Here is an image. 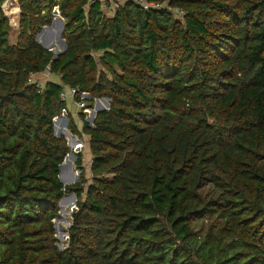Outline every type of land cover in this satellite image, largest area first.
<instances>
[{"label": "trees", "instance_id": "obj_1", "mask_svg": "<svg viewBox=\"0 0 264 264\" xmlns=\"http://www.w3.org/2000/svg\"><path fill=\"white\" fill-rule=\"evenodd\" d=\"M6 1L0 264H264V0H127L112 17L100 0H17L14 43ZM55 9L67 44L56 60L35 40ZM49 67L61 84L39 88L33 77ZM65 87L110 109L80 131ZM64 110L70 132L89 138L90 182L82 154L80 182L59 179ZM71 193L61 250L54 220ZM212 214L221 222L195 228Z\"/></svg>", "mask_w": 264, "mask_h": 264}, {"label": "rangeland", "instance_id": "obj_2", "mask_svg": "<svg viewBox=\"0 0 264 264\" xmlns=\"http://www.w3.org/2000/svg\"><path fill=\"white\" fill-rule=\"evenodd\" d=\"M107 1H111V8L110 10L109 9H105V12L108 14V16L110 15L111 17L113 16L114 14V10L117 8V5L118 4H122L123 2H126L127 0H107ZM5 9H6V12H8V17L11 21V26H12V32H11V40L12 42H16L17 40V34H18V27H19V17H20V14H18L19 12L21 13L20 9H19V6L17 4V2H14L13 5H10L9 7L8 6H5ZM17 12V14H15V12ZM54 18H61V15L59 13H55L54 12ZM13 24V25H12ZM57 49L59 51H62V47L61 46H57ZM53 52V51H51ZM101 56V54L99 55ZM50 71L47 70L46 71V75H40V77H38V82H41L43 85H45L47 82H48V77H49V73ZM55 75V74H54ZM58 76V75H57ZM36 76L33 77V80L34 82H36ZM55 78V77H54ZM56 79V78H55ZM86 100H89L87 97H85ZM67 106H71V112L73 113V116H74V120L78 126V128L80 129V131H82L83 129V118L85 120V122H87L88 124L91 125V120L96 116V114L94 113L95 109H96V104H97V100H95L93 103H92V106L90 105L89 102H87L88 106L91 108V113H90V116L89 118H85L84 116H82V114L80 113L79 115H81L79 118L77 116V112H79L80 110L77 109L76 105L74 104V102L71 103V101L68 99L67 101ZM101 106H103V108H106V104L104 102H100ZM110 109V108H109ZM109 109H106V110H109ZM67 111V110H66ZM68 113V111H67ZM84 115V114H83ZM69 118V117H68ZM68 122H70V118L68 119ZM60 126V128H59ZM56 132H62L63 134L67 131V129L69 130V124H67L66 126V123L64 122V120H58V123L56 124ZM93 127H94V124H93ZM68 133V132H67ZM70 133V131H69ZM73 135V134H72ZM67 140V143H68V146L71 150V153L73 154V156H71L72 158L73 157H77L79 156L80 154H82L83 156V165L81 166V168H84L85 172H86V177L87 179L89 180V182L91 181L92 179V174H91V164H92V154H91V150H90V145H89V138L88 137H82L81 135H73V137H76V139L79 141V142H82L83 143V149L82 151L79 153V154H76V152L73 151V146L71 144V140L68 139V135L65 134L64 136ZM71 144V145H70ZM72 147V148H71ZM71 153H69V155H71ZM78 160V158H77ZM76 162H74V165H73V169H72V173L74 175H80L81 176V173H82V170L80 168H78V165L76 164ZM79 176V177H80ZM80 182V181H79ZM77 184V183H76ZM69 195V194H67ZM65 195V196H67ZM76 197V195H75ZM68 203H71V207L70 208H64L63 205L59 206V214L60 216L54 220V226H57V229L55 230L56 232V238L58 239V246L61 247V249H64L66 244H67V239H68V229L69 227L71 226L72 224V214H73V210L76 211V203H77V197L76 199L72 200L71 202H68ZM221 222V219L217 216V215H214L212 214L211 216H207V217H202L198 222L197 224H195V228L196 229H206V228H210L212 227L213 225H217L216 223H220Z\"/></svg>", "mask_w": 264, "mask_h": 264}, {"label": "water", "instance_id": "obj_3", "mask_svg": "<svg viewBox=\"0 0 264 264\" xmlns=\"http://www.w3.org/2000/svg\"><path fill=\"white\" fill-rule=\"evenodd\" d=\"M55 13H58L57 11H55ZM61 15V14H60ZM61 19V18H60ZM59 18H54L52 24L50 26H45L41 29V31L36 35L35 40L46 50L48 51H53L54 53V60H56V58L58 57L59 54L65 52L67 50V44L65 42V40L63 39V34H64V30H65V24L63 22V20H60ZM43 37V39H42ZM61 46L62 47V51H59L57 49V46ZM50 71V67L48 69ZM86 97L88 99H90V95L86 94ZM97 100V104H96V109L94 111V113L96 114V116L91 120V127H93V124L97 118V115L101 112L106 111V109L110 108V100L108 98H100V99H96ZM100 101L105 102L106 104V108H103V106H101ZM68 117L63 119L66 123V125L68 124ZM58 120L61 119H57L54 120V131H55V135L58 138H62L64 137V134L62 132L57 133L56 132V124L58 123ZM71 153V152H70ZM73 154L71 153V155H67V157L65 158L64 162L62 163V165L59 168L60 174H59V179L61 181V183L65 186H70V185H74L76 183H78L80 181V175H75L77 177V180L74 182L72 180H70L69 178L64 177V172L66 171H72L73 169V165L74 162L77 161V157H72ZM71 159V160H69ZM76 199L75 194L71 193L65 197H63V199L60 201L59 206L63 205L64 203L70 202L72 200ZM77 210V208H76ZM74 212V210H73ZM55 230L57 229V226L54 227ZM59 248L61 249V247L59 246ZM62 250V249H61Z\"/></svg>", "mask_w": 264, "mask_h": 264}, {"label": "built area", "instance_id": "obj_4", "mask_svg": "<svg viewBox=\"0 0 264 264\" xmlns=\"http://www.w3.org/2000/svg\"><path fill=\"white\" fill-rule=\"evenodd\" d=\"M135 1H136L137 4H140L145 9L149 8V6L146 5L145 3H141L140 1H137V0H135ZM14 2H17V0H7L5 2V4H4V6H3L4 12L7 15V17H8V12H6L5 6L9 7L10 5H13ZM109 3H111V1H109ZM152 7L159 8L160 6L159 5H154ZM55 10H57V9H55ZM18 14H20V12ZM36 82H38V81H36ZM38 83H39L38 87L39 88H43V84L41 82H38ZM85 97H86V93H80L77 89L70 88V87H65L64 90L61 93L62 101L67 102L68 99L69 100L71 99L74 102V104L76 105L77 109L80 110L79 113L84 114L85 118H89L90 113H91V108L88 106L87 100H86ZM67 117H69L68 113H67L66 110H64L63 113L61 114V116L57 117L55 120H57L58 118L63 120L65 118H67ZM68 124H69V122H68ZM69 131L70 130L67 129V131L64 133V136H65V134L68 135V139L71 140V144H72V146L74 148L73 151L76 152V154H79L82 151V149H83V143L79 142L76 139V137H73L74 134L72 135V133L71 132L69 133ZM82 137H85V136L83 135Z\"/></svg>", "mask_w": 264, "mask_h": 264}, {"label": "crops", "instance_id": "obj_5", "mask_svg": "<svg viewBox=\"0 0 264 264\" xmlns=\"http://www.w3.org/2000/svg\"><path fill=\"white\" fill-rule=\"evenodd\" d=\"M101 2H103V7H105V9H109L110 10V8H111V4L109 3V1H107V0H100ZM123 3H125V2H123ZM18 4V3H17ZM108 4H110V7H108ZM121 4V3H120ZM19 6V5H18ZM19 9H20V7H19ZM20 11H21V9H20ZM55 11H57L59 14H61L60 13V11L57 9V10H55ZM18 12V11H17ZM60 20H63V22H64V24H65V19L63 18V17H61V19ZM50 73V72H49ZM40 75H46V72L45 73H41V74H38V75H36V80L37 81H39L38 80V77H40ZM56 79H55V78ZM48 82H52V83H56V84H61V77L60 76H57V75H54V74H52V73H50L49 74V77H48ZM70 101H71V103L73 102L71 99H70ZM101 102V101H100ZM68 104V103H67ZM70 105V104H69ZM68 105V111H69V114L71 115V117L72 118H74V116H73V113L71 112V106H69ZM80 113L79 112H77V116L79 117V118H81L80 116L81 115H79ZM75 119V118H74ZM65 122V121H64ZM58 133V132H57Z\"/></svg>", "mask_w": 264, "mask_h": 264}, {"label": "bare ground", "instance_id": "obj_6", "mask_svg": "<svg viewBox=\"0 0 264 264\" xmlns=\"http://www.w3.org/2000/svg\"><path fill=\"white\" fill-rule=\"evenodd\" d=\"M15 14H17V11L15 12ZM13 25V24H12ZM82 143V142H81ZM72 148V147H71Z\"/></svg>", "mask_w": 264, "mask_h": 264}]
</instances>
